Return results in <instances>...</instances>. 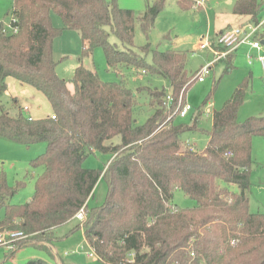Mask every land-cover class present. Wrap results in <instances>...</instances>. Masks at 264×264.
Masks as SVG:
<instances>
[{"label":"trees","instance_id":"1","mask_svg":"<svg viewBox=\"0 0 264 264\" xmlns=\"http://www.w3.org/2000/svg\"><path fill=\"white\" fill-rule=\"evenodd\" d=\"M181 9L195 7L194 0H176ZM138 18L120 9L117 0H14L6 14L16 32L5 33L0 24V98L7 78L28 85L43 95L51 114L33 119L10 115L0 104V139L30 146L45 144V151L30 161L43 172L34 183V194L24 204H9L22 182L8 185L0 177V231H18L25 238L14 249H46L53 231L83 209L81 229L85 241L101 264H264V214L248 210L251 140L264 137V115L237 120L250 87L243 80L212 113L208 142L202 151L182 147L181 136L195 132L200 112L191 125H175L179 94L185 96L195 80L188 74V53L150 49L135 51L137 21L148 35L165 0H145ZM264 0H238L232 13L258 21ZM51 14L61 27H54ZM14 18V22L11 19ZM79 34V65L70 83L56 73L52 45L64 31ZM112 34L121 44L108 40ZM101 48L107 68L116 73L136 70L168 83L173 102L165 106L166 91L127 88L123 81H101L81 59ZM151 53V62L145 56ZM234 54L223 60L224 73L233 69ZM145 92L152 114L138 125L134 109ZM120 142L113 144V138ZM110 155L102 171L82 166L89 155ZM102 178L105 201L88 208L87 201ZM176 190L195 205L181 209L173 204ZM131 256V258H130ZM28 264H48L41 259Z\"/></svg>","mask_w":264,"mask_h":264},{"label":"rangeland","instance_id":"2","mask_svg":"<svg viewBox=\"0 0 264 264\" xmlns=\"http://www.w3.org/2000/svg\"><path fill=\"white\" fill-rule=\"evenodd\" d=\"M110 1V0H106ZM195 1V0H194ZM201 8L181 9L176 0H165L163 10L159 13L154 26L146 36L136 21L134 25L133 49L149 44L150 49L163 50L165 45L179 51L188 53L186 71L194 74L202 66L213 61L210 75L203 82L195 81L184 96V101L190 105L191 111L185 118L175 116V125H191L200 112L197 120L199 129L195 132L184 133L181 136L182 147L191 151H202L208 142L206 132L211 129L212 113L222 108L233 94L236 87L246 78L250 79V87L244 102L237 113L239 122L249 117L264 115V79L261 65L257 60L264 54V46L260 52L251 50L248 45H241L235 50L233 69L224 73V64L220 62L225 57L214 61L213 52L206 47V43L217 54L222 53L216 45V35L221 31L235 27L239 19L233 15L232 9L238 0H201ZM14 0H0V24L7 28L9 18L6 14L11 10ZM145 0H117L120 9L134 12L138 18L145 11ZM51 23L54 27L62 26L58 16L51 14ZM62 32L53 41V59L56 62L57 75L68 82L72 90L70 79L80 60L81 41L76 33ZM71 34V35H67ZM78 36V37H77ZM170 39V41H168ZM111 44L115 43L122 49L117 39L109 34ZM215 44V48L212 46ZM233 53V52H231ZM226 56V55H225ZM145 59L151 62L149 52ZM82 65L95 70L99 79L105 82L123 81L124 85L136 92L139 87L167 91L168 83L160 77L144 74L141 71L128 70L120 74L107 68L104 52L101 48L93 50L92 54L83 57ZM7 90L0 98V104L10 115L18 113L19 108L23 114L31 115L36 119L51 114V107L46 98L28 85L21 84L14 78H7ZM138 105L134 109V120L138 125L143 124L152 114L154 108L149 106L145 92L139 93ZM119 137L113 138L111 143L118 144ZM45 151V144L38 143L30 146L17 144L6 139H0V177H5L8 185L14 186L22 182L23 186L17 190L9 204L27 203L34 194V183L42 174V167H32L30 161ZM111 160L110 155L100 153L89 154L82 162L84 168L102 171ZM251 169L248 210L251 213L264 214V137L255 136L251 140ZM107 185L100 178L93 190V196L87 201L88 208L100 206L106 199ZM173 204L181 209L193 207L195 202L187 198L183 192L176 190L173 194ZM0 211V217L2 216ZM79 223L75 218L53 231L56 239L50 247L39 249L27 246L16 250L12 255L6 247L0 246V264H28L30 260L41 259L48 264H101L95 256L88 257L91 249L84 241L81 229H72ZM5 231H0L3 233ZM131 258V256H130Z\"/></svg>","mask_w":264,"mask_h":264},{"label":"built area","instance_id":"3","mask_svg":"<svg viewBox=\"0 0 264 264\" xmlns=\"http://www.w3.org/2000/svg\"><path fill=\"white\" fill-rule=\"evenodd\" d=\"M202 6H203V2L201 0H195L194 8L202 7ZM11 21L14 22L15 21L14 18L11 19ZM2 31L5 33H11V32L14 33L16 32V29H13L11 28V26L7 25V28H4ZM215 41H216V45L223 50L222 53L220 54H217L215 51H213V49L209 46L208 43H206L205 45L206 47H208L210 51L213 52V55L215 56L214 61H217L222 57H226L228 54L234 52L236 48H238L241 45H248L252 50L260 52L262 46H264V8L262 10V13L258 21L256 22L247 21L233 28H229L224 31H221L219 34L216 35ZM212 46L214 47L215 44ZM257 60L261 65L263 79H264V54L259 55L257 57ZM213 63L214 62L211 61L207 65L202 66L198 71L194 73L193 79L198 82H203L204 79L210 75V71ZM172 102H173V98L171 91L167 89L166 97H165V106L167 109L170 108ZM190 111H191V107L184 101V95L182 91L178 96L174 115L180 118H185L190 113ZM74 218L77 219L79 222H81L84 218L83 209H81L75 215ZM24 238L25 236L21 232L5 231L3 233H0V246L12 250L14 249L16 244ZM93 256H95V254L91 250V252L88 254V257L91 258Z\"/></svg>","mask_w":264,"mask_h":264},{"label":"crops","instance_id":"4","mask_svg":"<svg viewBox=\"0 0 264 264\" xmlns=\"http://www.w3.org/2000/svg\"><path fill=\"white\" fill-rule=\"evenodd\" d=\"M199 8H201V7H199ZM235 16V15H234ZM235 17H237V18H240L239 19V22H238V24L237 25H239V24H242V23H245V22H247V21H250L249 20V18L248 17H238V16H235ZM237 25H235V26H237ZM61 27V26H60ZM65 32V31H64ZM67 33H69V31L67 32ZM71 33H76V34H74V36L75 35H78L79 36V34L77 33V32H75V31H71ZM67 35H71V34H67ZM77 36V37H78ZM168 41H170V39H168ZM164 49H171V50H175V51H179V50H176V49H174V48H171V47H167V45H165V48ZM163 49V50H164ZM252 50V49H251ZM232 54H234V58H235V51L232 53ZM82 62V61H81ZM233 62H234V60H233ZM82 64V63H81ZM78 65H79V63H78ZM233 67H234V65H233ZM88 69V68H87ZM91 70V69H90ZM190 75V74H189ZM73 87V86H72ZM73 89V88H72ZM25 115V114H24ZM26 116H29V117H31V118H33V119H36V118H34V117H32L30 114L29 115H26ZM110 161V160H109ZM109 163V162H108ZM105 168V167H104ZM31 200V198L28 200V202ZM88 206V205H87ZM3 212V211H2ZM2 217H3V213H2V216L0 217V220L2 219ZM84 241H85V238H84ZM86 242V241H85ZM43 246H46L47 248H49L50 247V244H47V243H45V242H42L41 243Z\"/></svg>","mask_w":264,"mask_h":264}]
</instances>
